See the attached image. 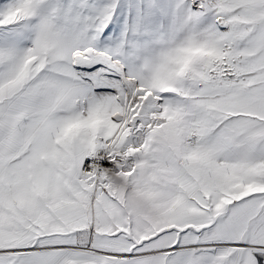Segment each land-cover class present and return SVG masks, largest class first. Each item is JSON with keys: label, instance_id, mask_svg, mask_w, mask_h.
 <instances>
[{"label": "snow or ice", "instance_id": "6c2138e0", "mask_svg": "<svg viewBox=\"0 0 264 264\" xmlns=\"http://www.w3.org/2000/svg\"><path fill=\"white\" fill-rule=\"evenodd\" d=\"M0 264H264V0H0Z\"/></svg>", "mask_w": 264, "mask_h": 264}]
</instances>
